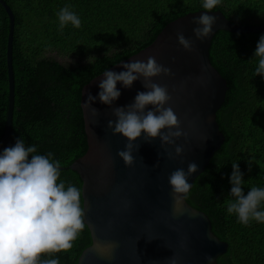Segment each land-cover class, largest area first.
<instances>
[{"label": "trees", "instance_id": "16d2710c", "mask_svg": "<svg viewBox=\"0 0 264 264\" xmlns=\"http://www.w3.org/2000/svg\"><path fill=\"white\" fill-rule=\"evenodd\" d=\"M12 11V74L14 105L10 138L35 144L40 155L61 162L60 181L81 190L70 164L86 149L79 107L80 88L87 81L148 45L169 22L190 12L205 11L202 0H2ZM69 6L81 27H59L57 13ZM219 11L231 24L264 26V0H221ZM10 20L0 2V140L8 111L6 47ZM264 34L219 30L211 40V64L227 81L225 100L216 121L225 140L194 180L186 201L203 212L213 234L227 244L217 264H264V222H238L227 211L233 163L243 174L242 190L264 187V76H255L256 46ZM75 57L72 66L46 56ZM31 157H29L30 159ZM249 161L251 165L249 166ZM59 182V181H58ZM82 203V199H81ZM264 211V201L258 206ZM91 244L85 227L66 252L43 254L59 264H77Z\"/></svg>", "mask_w": 264, "mask_h": 264}, {"label": "water", "instance_id": "95a60500", "mask_svg": "<svg viewBox=\"0 0 264 264\" xmlns=\"http://www.w3.org/2000/svg\"><path fill=\"white\" fill-rule=\"evenodd\" d=\"M0 2L10 20L6 47L9 104L0 140L2 154L5 148L15 146L10 138L14 105L11 36L14 18L10 8ZM203 14L202 10L190 12L167 23L148 45L105 69L117 73L125 71L124 63L146 62L149 56L170 68L173 75L154 77L153 82L168 88L172 99L165 107H172L181 122V130L188 133L187 140L181 137L175 145L161 147L158 137L146 142L142 133L135 142L139 146L133 151L135 163L128 167L117 155L118 151L125 150L127 139L122 134L114 135L108 121L116 120L115 107H126L134 102L138 92L147 91L143 78L134 81L131 88L118 82L121 96L112 106L96 99L92 103L99 112L96 118L83 105L89 93L98 97V85L104 79L105 70L80 88L79 107L86 149L69 169L81 180L82 207L91 244L81 252L77 264H168L173 256L178 257V264H209V256L211 264H217V258L226 251L227 244L213 234L208 217L186 200L185 213L173 217V194L168 178L177 169L187 172L188 164L194 162L198 171L188 177L192 185L225 140L216 114L225 100L228 85L210 61L213 36L219 30L264 34V27H240L231 24L219 11H213L207 14L216 16L217 22L211 35L201 42L194 35L193 29L198 25L193 21ZM177 33H183L194 42L192 51L179 44ZM147 110H152V106ZM176 146L184 148L183 155H175ZM168 153L175 158L170 159ZM100 241L118 243L114 258L109 259L97 251L96 244Z\"/></svg>", "mask_w": 264, "mask_h": 264}, {"label": "clouds", "instance_id": "9594fccd", "mask_svg": "<svg viewBox=\"0 0 264 264\" xmlns=\"http://www.w3.org/2000/svg\"><path fill=\"white\" fill-rule=\"evenodd\" d=\"M219 4L221 0H202L205 14L193 21L198 25L193 29L194 35L201 42L211 35L217 22L216 16L207 13L213 12ZM57 15L61 30L68 24L81 27L80 18L69 10V6L62 8ZM177 39L185 50H193L194 42L183 33H177ZM255 57L259 59L254 75L264 76V35L256 46ZM122 67L125 71L118 73L105 70L104 79L98 85V97L89 93L83 106L90 109L92 117L96 118L99 112L92 107L96 99L112 106L121 96L117 89L118 82H122L125 88H131L134 81L143 78L142 83L147 91L138 92L134 102L126 107H115L113 115L116 120L108 121V128L112 129L114 135L122 134L127 139L125 150L118 151L117 155L126 166L132 167L135 163L133 151L139 148L135 142L142 133L146 142L158 137L161 147L175 145L181 137L187 140L188 133L181 130V122L172 107H165L172 99L168 88L153 82L154 77L173 75L171 69L158 64L154 56H149L146 62L124 63ZM149 105L152 110L146 111ZM165 129L167 132L163 131ZM35 153V144L26 147L23 139H17L15 146L5 148L0 154V264H59L58 258L42 260L41 256L70 250L86 227L81 190L71 183L66 187L65 182L60 181L61 162L54 160L52 153ZM183 153L182 146L175 147L176 156ZM168 156L175 158L172 153H168ZM232 166L230 196L235 200L228 202V213L236 214L238 222L243 225H248L250 219L264 222V211L257 210L264 201V187L253 186L245 196L239 164L233 163ZM197 171L198 165L192 162L188 164L187 172L181 168L169 175L173 217L185 213L184 201L192 187L188 177ZM118 247L114 241L96 244L97 251L109 259L114 258ZM207 260L211 264L212 257H207ZM168 264H178V257L173 256Z\"/></svg>", "mask_w": 264, "mask_h": 264}, {"label": "rangeland", "instance_id": "374dc122", "mask_svg": "<svg viewBox=\"0 0 264 264\" xmlns=\"http://www.w3.org/2000/svg\"><path fill=\"white\" fill-rule=\"evenodd\" d=\"M46 56L54 58L57 61H59L61 64L66 66H72L81 62L78 58L61 56L53 51L52 53H47Z\"/></svg>", "mask_w": 264, "mask_h": 264}]
</instances>
